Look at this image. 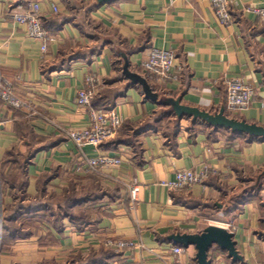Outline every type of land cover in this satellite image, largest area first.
Here are the masks:
<instances>
[{
	"label": "crops",
	"instance_id": "crops-1",
	"mask_svg": "<svg viewBox=\"0 0 264 264\" xmlns=\"http://www.w3.org/2000/svg\"><path fill=\"white\" fill-rule=\"evenodd\" d=\"M35 2L49 35L45 53L13 19ZM83 2L97 8L87 12ZM247 5L264 8V0H233V21L222 24L208 0H0V71L27 103L20 109L28 114L34 134L56 140L25 168L26 193L35 195L40 176L52 172L49 188L61 192L72 178L84 177L87 158L109 154L121 159L118 166L100 169L105 184H120L118 199L70 207L79 222L65 217L16 240L0 252V264H76L92 251L112 253L96 264H170L171 246L184 249L181 264H197L195 247H183L171 236L200 233L209 225L227 230V224L238 257L213 246L210 264H264V139L214 128L177 110L188 106L218 112L225 102L221 78L235 76L255 89L256 98L233 115L264 125V20L246 11ZM54 7L73 20L61 22ZM150 48L176 55V78L157 83L156 100L128 79L114 82L124 57L129 70H137ZM92 74L102 82L98 91L118 90L110 103L123 124L103 146L78 148L65 133L90 123L89 108L77 106L75 98ZM14 110L0 101L4 173L9 167L1 163L9 149L21 158L28 153ZM130 138L137 149L127 142ZM202 166L211 170L202 183L177 191L161 184L179 170ZM133 182L139 192L131 209L127 188ZM10 201L0 184V203ZM41 236L47 239L40 241ZM108 239L133 244L116 250L106 246Z\"/></svg>",
	"mask_w": 264,
	"mask_h": 264
},
{
	"label": "trees",
	"instance_id": "trees-1",
	"mask_svg": "<svg viewBox=\"0 0 264 264\" xmlns=\"http://www.w3.org/2000/svg\"><path fill=\"white\" fill-rule=\"evenodd\" d=\"M83 5L87 12H91L97 8L95 3L83 2ZM75 9L76 8H71L70 11L73 13ZM58 13V10L54 12L58 18H61V22L73 20L71 17L65 16L64 13ZM42 28L44 29L43 25ZM131 71L143 76L147 80L152 91L158 93L159 89L157 84L147 77L141 66L137 70ZM124 78L125 76L122 69L119 68L118 76L114 82ZM117 95L118 90H100L91 99L90 107L104 110L113 109L114 104L110 103V101L112 102V99L117 97ZM12 109H15L14 114L17 118V133L27 142L28 153L21 158L20 155L15 152L14 148H11L6 152L5 158L1 163L2 166L5 165L9 167L6 173L3 172L4 168L0 169V184L2 189L8 190L11 201L9 203H0V252L7 251L9 246L15 243L16 240L27 239L39 234L41 229L45 228V225L48 223L60 224L65 217L79 222V217L69 212L70 207H77L84 203H88L92 206L95 202L103 201V199L109 201L118 199V189L120 188L119 183H114L112 187L105 184L103 182L104 177H102L103 175L99 168H88L84 177L72 178L59 193L55 191V187H52V189L49 188L48 184L51 175L55 174V172H52L50 175L45 174L40 176L37 183V193L35 195L27 194L25 190V168L38 151L52 146L56 143V140L35 135L30 125L27 124L28 114L21 111L22 109ZM224 113L230 118L237 119L233 114L227 113L226 111ZM166 136L169 138L170 142L173 140L170 133H166ZM127 142H130V144L134 146L133 148L137 149V143L134 138H130V141ZM100 146H103V144ZM50 219H52V221ZM47 236H50V233H47L46 237ZM46 237L41 236L40 241H45L47 239ZM110 252L111 251L96 253L92 251L86 260H77L76 264H96L105 257H111L112 253Z\"/></svg>",
	"mask_w": 264,
	"mask_h": 264
},
{
	"label": "built area",
	"instance_id": "built-area-1",
	"mask_svg": "<svg viewBox=\"0 0 264 264\" xmlns=\"http://www.w3.org/2000/svg\"><path fill=\"white\" fill-rule=\"evenodd\" d=\"M210 6L222 24H229L233 21L231 14V5L233 0H208ZM244 9L253 12L264 20V8H257L247 5ZM57 12V8H53ZM15 22L22 24L26 28L29 37L40 42L42 53L47 50L49 37L47 32L42 28L41 18L39 14V5L33 3L31 7L23 12H17L13 15ZM176 55L172 50H164L158 48H150L146 58L141 62V67L147 77L155 83L164 82L166 80L176 78L174 74V66ZM221 83L225 92V111L230 114H237L248 109L256 98L255 89L243 81L240 77L223 76ZM102 85L101 80L95 75H88L85 78L83 87L77 90L75 103L79 107L89 108L90 123L87 127L81 129L67 130L66 137L73 142L78 148L83 145H91L99 147L101 144L112 138L123 124V118L113 108L109 110L94 109L90 107V101L97 94L98 89ZM0 100L4 105L12 108L26 107L24 102L14 91L13 83L5 77L0 71ZM264 102L262 103V105ZM121 159L117 156L109 154H101L96 157L87 158L86 164L89 168L106 169L118 166ZM211 173L210 168L202 166L200 170L191 169L179 170L175 173V178L169 181H163L161 184L168 189L177 191L189 188L190 186L202 183ZM139 186L136 183L128 185L127 193L130 200V208L132 209L138 201ZM227 230H233L231 224L225 227ZM131 241L108 239L106 246L113 249H120L132 246ZM184 251L182 247L171 246L170 252L173 259L170 264H181L179 255Z\"/></svg>",
	"mask_w": 264,
	"mask_h": 264
},
{
	"label": "water",
	"instance_id": "water-1",
	"mask_svg": "<svg viewBox=\"0 0 264 264\" xmlns=\"http://www.w3.org/2000/svg\"><path fill=\"white\" fill-rule=\"evenodd\" d=\"M107 1L109 0H98L100 3ZM122 72L130 84H138L141 86L146 98L150 100L157 99V94L152 91L147 80L143 76L129 70L125 57ZM177 110L180 113L192 115L194 118H200L214 128H226L234 133H242L254 138L264 139V125L230 118L224 114L223 109L215 113H210L195 107L177 106ZM171 239L183 247L193 245L196 250L195 257L197 264L211 263V260L208 259V252L213 246H217L221 250L226 251L228 256L233 259L238 257L235 250V242L233 241V234L219 226L209 225L202 232L196 234H175L171 236Z\"/></svg>",
	"mask_w": 264,
	"mask_h": 264
},
{
	"label": "rangeland",
	"instance_id": "rangeland-1",
	"mask_svg": "<svg viewBox=\"0 0 264 264\" xmlns=\"http://www.w3.org/2000/svg\"><path fill=\"white\" fill-rule=\"evenodd\" d=\"M157 84V83H156ZM225 108V107H224ZM224 108H223V110H224ZM225 112V111H224ZM225 114V113H224ZM209 176V175H208Z\"/></svg>",
	"mask_w": 264,
	"mask_h": 264
}]
</instances>
